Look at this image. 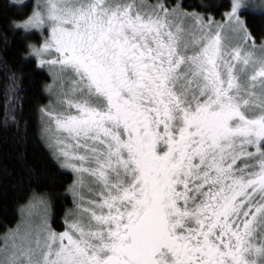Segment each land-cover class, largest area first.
<instances>
[{"label":"snow or ice","instance_id":"1","mask_svg":"<svg viewBox=\"0 0 264 264\" xmlns=\"http://www.w3.org/2000/svg\"><path fill=\"white\" fill-rule=\"evenodd\" d=\"M25 6L0 30V64L20 60L4 124L27 134L22 82L47 77L49 161L20 156L45 190L0 264H264V0Z\"/></svg>","mask_w":264,"mask_h":264},{"label":"trees","instance_id":"2","mask_svg":"<svg viewBox=\"0 0 264 264\" xmlns=\"http://www.w3.org/2000/svg\"><path fill=\"white\" fill-rule=\"evenodd\" d=\"M195 3V0H188ZM32 0L22 5H11L10 0H0V30L8 23V18H16L19 14L29 11ZM257 34L264 29V18L255 16L253 18ZM11 38V33H9ZM8 65L0 64V235L8 229L14 228L21 220V207L33 195L44 191L39 185L30 184L22 173L23 164L20 160L21 154L26 157V162L34 168H43L48 165L49 156L47 150L36 136V116L33 111L37 103H46V97L41 93V81L47 79L40 75H26L22 87L21 96L26 97L23 110V120L27 122V134L18 132L17 128L8 123L4 124V116L8 110L11 94L9 91L11 71L19 69L20 60L10 55ZM25 73L28 69H24ZM24 124H21V129ZM69 206L68 201L62 202L61 209ZM62 219V214L57 220Z\"/></svg>","mask_w":264,"mask_h":264},{"label":"rangeland","instance_id":"3","mask_svg":"<svg viewBox=\"0 0 264 264\" xmlns=\"http://www.w3.org/2000/svg\"><path fill=\"white\" fill-rule=\"evenodd\" d=\"M26 1H29V0H24V3H26ZM33 4L36 2V0H32ZM20 218H21V215H20Z\"/></svg>","mask_w":264,"mask_h":264}]
</instances>
